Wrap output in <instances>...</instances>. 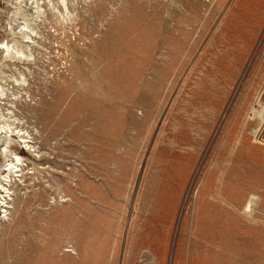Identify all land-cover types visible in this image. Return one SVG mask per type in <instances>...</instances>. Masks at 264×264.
I'll return each instance as SVG.
<instances>
[{
  "label": "rangeland",
  "instance_id": "374dc122",
  "mask_svg": "<svg viewBox=\"0 0 264 264\" xmlns=\"http://www.w3.org/2000/svg\"><path fill=\"white\" fill-rule=\"evenodd\" d=\"M260 120L264 0H0V264H264Z\"/></svg>",
  "mask_w": 264,
  "mask_h": 264
},
{
  "label": "bare ground",
  "instance_id": "6f19581e",
  "mask_svg": "<svg viewBox=\"0 0 264 264\" xmlns=\"http://www.w3.org/2000/svg\"><path fill=\"white\" fill-rule=\"evenodd\" d=\"M61 1V0H60ZM64 2V1H63ZM63 4V3H62ZM33 7V6H32ZM23 14V13H22ZM24 16V15H23ZM38 17V16H37ZM34 18V17H33ZM35 19V18H34ZM21 20V19H20ZM32 20V19H29ZM34 21V20H33ZM36 21V20H35ZM18 22V21H16ZM28 23V22H27ZM30 24V23H29ZM31 25V24H30ZM33 25V24H32ZM28 26L23 22L20 25V28H25ZM34 27V26H33ZM36 28V27H35ZM12 29V28H11ZM22 29V30H23ZM13 30V29H12ZM18 30V29H17ZM25 30V29H24ZM16 31V30H15ZM19 31V30H18ZM14 32V31H13ZM17 32V31H16ZM23 32V31H22ZM15 33V32H14ZM19 33V32H18ZM21 34V33H20ZM27 34V33H26ZM32 34V33H31ZM19 35V34H18ZM28 36V35H27ZM20 44V43H17ZM15 45V44H14ZM20 46V45H19ZM9 47V46H8ZM23 48V47H22ZM23 50V49H22ZM8 52L11 53L15 56L20 57L23 54V51H21V49H18L16 46H12L11 48H8ZM9 55V54H7ZM11 56V55H10ZM7 58V57H6ZM12 59V58H11ZM24 59V58H23ZM16 60V59H15ZM262 122V123H261ZM3 124V123H2ZM1 124V125H2ZM0 125V126H1ZM5 126L0 127V158H2V162L3 164H0V207H5L7 208L8 205V201H10L9 198V192L7 191V188H4L6 185L5 182V176L2 174L3 171H12L15 166H18L21 161V159L14 153L11 151V143L13 142V139L11 138V131L6 130L7 128H4ZM14 129V128H13ZM18 130V129H17ZM21 130V129H20ZM16 131V130H15ZM19 131V130H18ZM8 132V133H7ZM2 133L4 135H2ZM19 133V132H18ZM24 133V132H23ZM252 133V138L253 141L256 143V145L262 147L264 149V120H260V124H257V127L251 132ZM26 134V133H25ZM27 135V134H26ZM28 136V135H27ZM19 138L21 139V141L23 143L28 144L26 146V148L31 149L32 146H29V144L31 145V143L29 141L26 140L27 137H24V135L22 136L21 134L19 135ZM30 138V137H28ZM251 138V139H252ZM35 151V150H34ZM16 161L15 163H13L12 161ZM18 168V167H17ZM2 193H4L5 195H1ZM5 197V199H4ZM253 203L254 200L250 199V201L248 202L247 206H246V210L250 211L251 208L253 207Z\"/></svg>",
  "mask_w": 264,
  "mask_h": 264
}]
</instances>
